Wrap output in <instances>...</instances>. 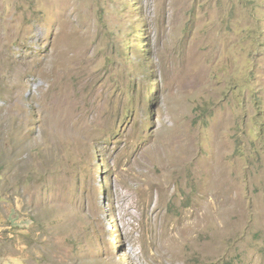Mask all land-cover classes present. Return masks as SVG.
I'll return each instance as SVG.
<instances>
[{
  "label": "rangeland",
  "instance_id": "1",
  "mask_svg": "<svg viewBox=\"0 0 264 264\" xmlns=\"http://www.w3.org/2000/svg\"><path fill=\"white\" fill-rule=\"evenodd\" d=\"M0 264H264V0H0Z\"/></svg>",
  "mask_w": 264,
  "mask_h": 264
}]
</instances>
